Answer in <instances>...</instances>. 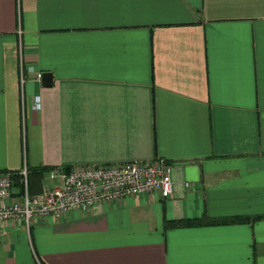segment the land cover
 <instances>
[{
    "label": "crops",
    "instance_id": "0c3cea01",
    "mask_svg": "<svg viewBox=\"0 0 264 264\" xmlns=\"http://www.w3.org/2000/svg\"><path fill=\"white\" fill-rule=\"evenodd\" d=\"M153 159L168 197L0 223V264H264V0H0V172Z\"/></svg>",
    "mask_w": 264,
    "mask_h": 264
},
{
    "label": "built area",
    "instance_id": "2783aa9c",
    "mask_svg": "<svg viewBox=\"0 0 264 264\" xmlns=\"http://www.w3.org/2000/svg\"><path fill=\"white\" fill-rule=\"evenodd\" d=\"M23 73L19 64L20 85ZM32 107L39 108L38 96ZM17 172L18 188L13 187L12 172H0V223L22 221L26 230L32 217L58 218L68 211L88 212L101 202L128 196L157 194L165 198L171 193L170 165L161 159L53 168L45 174L46 182L36 195L28 194L26 167Z\"/></svg>",
    "mask_w": 264,
    "mask_h": 264
},
{
    "label": "trees",
    "instance_id": "16d2710c",
    "mask_svg": "<svg viewBox=\"0 0 264 264\" xmlns=\"http://www.w3.org/2000/svg\"><path fill=\"white\" fill-rule=\"evenodd\" d=\"M51 169V167L47 166H33L26 167L27 170V191L29 195L39 194L42 190V181L45 177V174ZM68 168H64L67 170ZM13 187L18 188L19 185V175L18 172H12L11 175ZM258 219V217L254 218ZM245 221L242 218H223L218 220H210L207 223L217 224V223H229V222H241ZM194 220H176V221H168L166 222V227L168 226H176V225H192L194 224Z\"/></svg>",
    "mask_w": 264,
    "mask_h": 264
},
{
    "label": "water",
    "instance_id": "95a60500",
    "mask_svg": "<svg viewBox=\"0 0 264 264\" xmlns=\"http://www.w3.org/2000/svg\"><path fill=\"white\" fill-rule=\"evenodd\" d=\"M46 77H49V74L47 75L46 73H42L40 76L41 84H49L50 80L46 79ZM49 81V82H48Z\"/></svg>",
    "mask_w": 264,
    "mask_h": 264
},
{
    "label": "rangeland",
    "instance_id": "374dc122",
    "mask_svg": "<svg viewBox=\"0 0 264 264\" xmlns=\"http://www.w3.org/2000/svg\"><path fill=\"white\" fill-rule=\"evenodd\" d=\"M46 182V178H43L42 184H45Z\"/></svg>",
    "mask_w": 264,
    "mask_h": 264
}]
</instances>
